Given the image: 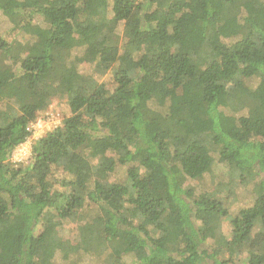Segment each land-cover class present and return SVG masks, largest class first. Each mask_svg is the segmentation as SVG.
<instances>
[{
  "label": "trees",
  "instance_id": "obj_1",
  "mask_svg": "<svg viewBox=\"0 0 264 264\" xmlns=\"http://www.w3.org/2000/svg\"><path fill=\"white\" fill-rule=\"evenodd\" d=\"M103 1L0 0V264H264V0ZM54 100L71 116L13 163ZM236 181L256 198L232 217Z\"/></svg>",
  "mask_w": 264,
  "mask_h": 264
},
{
  "label": "rangeland",
  "instance_id": "obj_2",
  "mask_svg": "<svg viewBox=\"0 0 264 264\" xmlns=\"http://www.w3.org/2000/svg\"><path fill=\"white\" fill-rule=\"evenodd\" d=\"M103 2L108 3V0H104ZM9 30H10V26L7 25L4 19L0 18L1 36H4V37L7 36V33ZM118 35H119L118 37H120V40H121L122 35L120 33H118ZM254 36L256 37V35ZM96 60L97 59L95 57L93 59L88 56V60L85 63L80 65L77 69H74L75 72H78L81 75L92 76L95 80H97L100 83L105 82V83H108L109 86L112 85L113 84L112 72L109 71L105 73L104 75L100 74L99 72H96L95 70ZM258 94L262 98H264L263 90H260ZM47 113L59 114V117L62 119L60 126H62L63 122L71 116L69 108L66 102L63 100L62 101L54 100L47 109L42 111V115L40 116V118L42 117L44 118ZM50 129L51 130L54 129L51 127V124L48 123L47 125H43L42 128L39 130L40 132L37 135V139L40 137L41 134L44 135V133H46V131L48 132ZM214 170L216 171L215 173L216 176L212 177L211 179H208V182L205 180L204 181L203 180L202 181H198V180L191 181V183L194 185L193 187L195 188V190H197V192L202 191V189L208 185H209V188L212 190L213 189L216 190V188H218L219 191L221 190L220 189V186H221L220 184H222L221 174H222V178L225 180L228 178V174H226V169L223 167H219V169L215 167ZM56 176L58 177L60 182L64 184V188L67 191H71V189L73 188L72 183L74 181H76L78 185L80 182H82L81 178L77 179V175L67 170L62 171L60 169L58 173L56 174ZM124 176H125V171L123 169H120L118 175H116V179H117L116 182L123 180ZM218 177H220L221 180ZM200 183L201 185L199 186ZM252 189H253V184L244 185V184H241L239 181H236L235 184H233V186H230L228 192L232 193V195H231V199H229L226 202V206L230 211V216L232 217L235 216L239 212L240 209L246 208L254 203V199L256 198V195L253 194ZM220 224H221L220 231L222 235L224 236L225 239L226 237L229 239L231 237L229 221L224 218ZM51 226H52L51 231L52 233H54V236L57 239L74 242L78 235V231H80L82 227V224L79 222H76V223H64L63 225H60L57 222H53V223L51 222L50 228ZM93 259L88 258L86 262L81 263V264H86V263H91V262L93 264H102L100 260H96V259L93 260ZM245 260H246V255H243L240 257V260H238L236 264H242L243 262H245ZM132 261L133 259L131 257L128 258L127 260L128 263H131ZM54 264H67V262L66 260L62 258L61 255H57Z\"/></svg>",
  "mask_w": 264,
  "mask_h": 264
},
{
  "label": "built area",
  "instance_id": "obj_3",
  "mask_svg": "<svg viewBox=\"0 0 264 264\" xmlns=\"http://www.w3.org/2000/svg\"><path fill=\"white\" fill-rule=\"evenodd\" d=\"M61 122L62 119L59 117V114L47 113L44 118H39L36 123L31 124L27 129L29 132V137L14 150L11 161L17 164L28 161L32 156L33 143L43 136V134H41L37 139V135L39 134V130L42 128V126L49 123L51 124L52 128H56L61 125Z\"/></svg>",
  "mask_w": 264,
  "mask_h": 264
}]
</instances>
